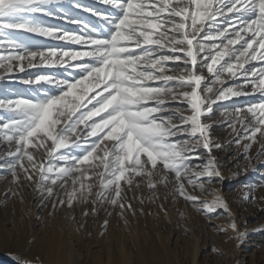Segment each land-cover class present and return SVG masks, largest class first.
<instances>
[{"label":"snow or ice","instance_id":"1","mask_svg":"<svg viewBox=\"0 0 264 264\" xmlns=\"http://www.w3.org/2000/svg\"><path fill=\"white\" fill-rule=\"evenodd\" d=\"M68 3L96 21L74 17L63 0H0V77L26 73L19 79L28 86L0 98V170L11 177L5 201L22 203L27 183L53 211L83 205L87 218L110 207L123 219L136 212L127 191L171 185L173 198L195 211L231 217L222 196L202 199L188 188L222 182L213 150L233 144L245 160L241 172L264 169V0ZM40 68L56 71L27 72ZM240 97L256 102L221 104ZM214 126L231 139H215ZM226 227L244 235L234 219ZM14 259L44 264L39 256Z\"/></svg>","mask_w":264,"mask_h":264},{"label":"rangeland","instance_id":"2","mask_svg":"<svg viewBox=\"0 0 264 264\" xmlns=\"http://www.w3.org/2000/svg\"><path fill=\"white\" fill-rule=\"evenodd\" d=\"M80 2L102 7L98 0ZM63 3L74 17L86 22L96 21L89 13L71 8L68 0H63ZM43 19L65 30H77V25L59 19ZM32 39L50 45L61 43L43 37ZM252 63L256 67L260 66L257 62ZM42 71L56 69L27 70L29 73ZM20 77L27 78V74L17 73L15 78L0 77V98H11L15 93L28 92V86L20 82ZM246 100L256 102L254 97H240L221 104L234 107V101L242 104ZM182 107L186 108L187 105ZM221 110L216 108L213 120L220 121ZM212 134L221 142L231 139L226 127L214 126ZM257 147L254 145L251 151L255 152ZM4 150L5 147L0 144V151ZM213 155L220 165L222 182L205 183L204 190L189 187L188 191L208 200L212 199L213 193L222 196L228 203L231 217L223 209H217L212 214L195 211L182 197L173 198L171 185L158 186L151 192L142 185L139 189L133 188L126 192L128 201L136 210L135 215L126 212L122 219L117 214L118 209L109 207L107 211L101 209L97 216L85 218L81 215L83 205H78L75 210L57 208L55 211L52 210L51 201L41 206V198L27 183L21 190L22 203L19 197H9L5 201L1 195L11 177L0 170V264H16L15 256L40 257L35 243L42 236L46 241L55 239L58 246L61 242L65 252L73 250L74 258L69 261L65 255L64 259L61 258L63 253L57 249H62L57 247L54 257H60V264H192L196 244V264H264V169L258 167L256 171L241 172L245 160L242 155L238 156L234 144L222 150H213ZM249 189L253 191L249 193ZM248 195L256 199H246ZM109 211L111 215H108ZM73 216L74 220L71 219ZM105 218L109 224L107 228H102ZM231 219L235 220L239 231L244 233L239 239L235 232L226 227ZM81 222L84 227L77 230ZM4 242L16 245L8 246ZM41 258L44 264H53L51 259Z\"/></svg>","mask_w":264,"mask_h":264},{"label":"bare ground","instance_id":"3","mask_svg":"<svg viewBox=\"0 0 264 264\" xmlns=\"http://www.w3.org/2000/svg\"><path fill=\"white\" fill-rule=\"evenodd\" d=\"M7 186L8 185H5L4 186V189H3L2 193L4 192V190H5V188ZM1 196L4 197L3 195H1ZM52 236L55 237L56 239H58V236H56L54 234ZM54 240H52V238H51L49 241L48 240L46 241L44 239V237L42 236L41 238H38L37 239V242L35 243L36 244V247L35 248H37V251L39 249V255H40V257H45V258L51 259L53 261L52 262L53 264H60V262L58 261L60 257L55 258L54 255H55V252H56L55 250L57 249V247H61V242L58 243L60 245V246H58V245H56L57 243L55 244V241ZM4 244H7L8 246H10V245H16L15 243L14 244H10L9 242H4ZM63 248L64 247H61V249H62L61 251L59 250L60 248L57 249L59 251V253H63V255L61 254V258L64 259V255H65V256H67V259L69 261H72L73 258H74L73 250L70 249L67 252H65L63 250ZM197 248L198 247H197V244H196L195 245V252H194V255H193V259H192V264H196L195 263V260H196L195 258H196V254H197ZM107 264H110V262H107Z\"/></svg>","mask_w":264,"mask_h":264}]
</instances>
